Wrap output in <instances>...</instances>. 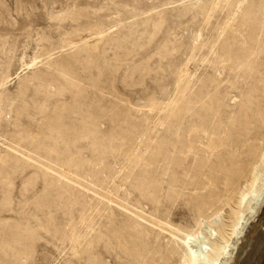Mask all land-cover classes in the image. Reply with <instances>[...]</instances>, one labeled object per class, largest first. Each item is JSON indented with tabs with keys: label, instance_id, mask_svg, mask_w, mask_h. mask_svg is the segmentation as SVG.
I'll list each match as a JSON object with an SVG mask.
<instances>
[{
	"label": "rangeland",
	"instance_id": "1",
	"mask_svg": "<svg viewBox=\"0 0 264 264\" xmlns=\"http://www.w3.org/2000/svg\"><path fill=\"white\" fill-rule=\"evenodd\" d=\"M247 1L257 8L263 0H0V233L14 226L36 235L25 264H82L73 259L70 233L79 235L81 247L92 242L88 255L99 264H130L119 238L131 241L127 232L134 230L149 242L136 264H182L176 254L165 257L173 243L151 234L147 220L194 227L191 201L206 191L207 166L217 163L222 148H214L225 139L211 128L245 108L240 75L252 69L222 74L212 65L227 14L236 15L238 39L253 38L243 63L264 64V6L252 29L243 15ZM236 45L239 53L247 43ZM205 78L211 84L198 105ZM204 105L211 109L207 130L196 124V109ZM57 117L72 131L69 140L48 126ZM92 119L104 140L99 151L90 136L74 138ZM55 165L79 181L45 170ZM250 167L219 211L224 221L241 193L247 194L243 208L263 183L264 160ZM140 181L151 186L149 195L136 188ZM204 216L201 242L209 224L220 223L210 211Z\"/></svg>",
	"mask_w": 264,
	"mask_h": 264
},
{
	"label": "bare ground",
	"instance_id": "2",
	"mask_svg": "<svg viewBox=\"0 0 264 264\" xmlns=\"http://www.w3.org/2000/svg\"><path fill=\"white\" fill-rule=\"evenodd\" d=\"M244 5L245 7H244L243 15H245L246 17L245 25L253 29L254 26H256L255 25L256 22L260 20L259 19L261 17L260 10L264 6V0L259 1V5L257 6V8H255L256 5L254 6L253 1H247L246 4L244 3ZM238 7L239 6H237L236 8L238 9ZM235 16H236L235 13H229L226 16V20L224 22L225 32L222 31L221 33V36L224 33L223 40L221 44H219L216 52L215 50H213L215 53L213 55L212 65L214 69L217 71L231 70L239 66L242 69L243 68L245 69V66H248V65H250V67L252 66V69L250 71L247 69L249 72L246 70H243L241 72L240 71L241 69L239 70L241 72L240 76H242L243 78V82L242 84H240V87H239L241 88L239 89L241 93L240 95L243 96L240 102H242V105H246V106L243 110L239 112V115L237 114L238 115L237 117H234L233 120L230 121V123L226 124L222 121H217L211 128V131L214 135L216 134L217 136H219V134H222V136H219V137H221V140H223L224 138L225 139L223 140L222 143H218L216 147L214 148V149L218 147L222 148V150L220 151V155L218 154L219 156H218V160L216 161L217 163L215 164L216 166L213 165L212 163H211L212 165L209 166L208 164L207 166L209 167L208 169H206L208 170V177H207V180L202 183L206 191L204 193L203 192L199 193L197 197H196V194H194V196L192 195L193 200L191 202H192V206L195 209L194 210L195 214L197 211V219L195 217L194 227L193 228H190V227L182 228L180 226L175 227L170 222L163 223L162 219L155 218L153 220L151 219L147 220L146 218H144L148 221L151 234H153L155 237H158L163 234L165 237H168L170 241H172L173 246L166 249L165 257H167L168 255L173 256L174 254H176L178 255L180 263L182 264H222V263L223 264H264V178L262 180L263 182L262 185L259 186V189L255 191L254 196L249 201L248 205L246 206L244 205L245 207L241 208V205H243V203L245 202V199L247 198L246 197L247 194L241 193L240 200L237 203L238 204L237 209L235 210L231 207L229 209V214H228L229 221H224L220 217L221 215L219 216V211L222 205H230L229 199H226V197L228 193L230 192L232 193L240 176L251 168L250 166L252 165L253 162H260V164H262L264 160V64L259 63V67H258L257 62L254 60L256 62L255 63L256 66H255L253 63L254 61L252 62L253 60L252 58H251L250 63L248 62L243 63V60L248 52V49L250 50L251 47L253 46V43L251 41L253 38L252 39L249 38L251 35H248V38H244L242 40L240 38L238 39L237 32L232 30V25H234L233 22L235 21ZM246 33H248V31ZM217 34H216V38L218 36ZM245 43H247L246 47L243 46V44ZM234 44L235 45L240 44L242 45V47H245V48L242 49V52L238 53L239 48H235L237 45L234 47ZM263 56H264V48H263V53L261 56L262 59H264ZM33 65H34L33 62L25 63V68L30 69ZM237 69L239 68H236L235 70ZM222 74H223V71H222ZM249 74L252 75L251 79L247 80L246 78L245 80V77L247 75L249 76ZM206 80L207 81L204 82L200 87L201 91L199 90L196 93L197 103L200 98L204 97L202 92H205V90L211 84L210 83L208 85L209 81L208 79ZM209 80L210 82L214 81L213 76L210 77ZM217 98L218 97H216V99ZM233 98H235V96ZM208 103H211V102L208 101ZM200 105H201V102H200ZM217 105H219V103ZM217 109H219V107ZM210 111H211L210 107L208 106L206 108L205 105L201 109H196V124L198 125V127L202 128L203 130H207L208 128V124H209L208 116L210 115ZM182 112L183 111H181V113ZM218 115H219V112H218ZM116 117L117 116H115V118ZM48 126L51 129L57 130L58 137L62 141L69 140L71 138L72 131L62 126L59 117H57L56 121H52ZM223 129L227 130V132L225 133ZM83 131H84L83 133L75 134L74 138L78 139L79 137L81 138L84 135L90 136L93 139V146L97 149V151H99V149L104 145V140L99 135L96 120L92 119V122L91 121L88 122L85 130ZM19 155L23 156V154H19ZM222 155L225 156V159H221ZM26 157L29 159L30 154H27ZM239 157H241V159L237 160ZM55 166L56 167L46 166L45 170L50 171L54 175L63 177L67 180L71 179L73 184L79 181L77 176L70 173L66 168H63L57 165ZM252 170H253V167H252ZM178 174L180 178V173ZM217 174H220V176L217 177ZM259 175H262V174H258V176ZM216 180L218 181V184H216ZM257 180H258V177H257ZM171 181L172 183H174L173 179H171ZM191 183L195 185L193 187L196 189V175H195L194 180L192 178ZM136 188L137 189L139 188V190L144 191L146 195H149L148 190L151 188V186L148 187L147 183L141 182L138 184ZM216 188H218L219 190H215ZM146 190L147 192H145ZM169 196L170 197L175 196L174 191H172L169 194ZM108 201H111V199L109 198ZM217 203H221V206H217L216 208L213 209V207L216 206ZM121 207L128 210L126 206L125 207L121 206ZM207 211H210L211 215L215 214L219 216L220 223L219 224L213 223L212 225L209 224V235L208 237H204V241L201 242L199 240L200 238L199 235L202 233L200 227L204 219L208 218V216H204L207 213ZM135 215L137 216V214ZM250 219L252 220L250 221ZM248 221H250V223H249V227H247L246 229L247 232L246 231L243 232L244 231L243 229L246 228L245 225L248 223ZM127 233L130 237H132V240L127 241L125 238H123V235H122L119 238L121 240L120 241L121 247L122 249H124V251H126L127 255L130 257V264H136L140 262L142 263L144 258H146L145 254L143 253V250L146 247V245L149 243L147 241V237L142 235V233L140 234L138 232H135V230L134 232L129 231ZM0 236H1L0 237V264H25L28 256L30 255L32 251L36 235H34V233L30 229L18 230L16 227L13 226L11 227L9 233H6V234L0 233ZM68 240L71 245L72 256H73L74 261L78 263L80 261H83L82 264H99L96 256L88 255L92 247V242H89L86 245L81 247L82 242L80 240V237L79 235L75 233H70ZM238 240H241L240 243H238ZM143 246L144 248L142 249ZM7 249H10L11 252L6 253ZM86 255L88 256L85 257ZM72 263H73L72 261H66L65 264H72Z\"/></svg>",
	"mask_w": 264,
	"mask_h": 264
}]
</instances>
